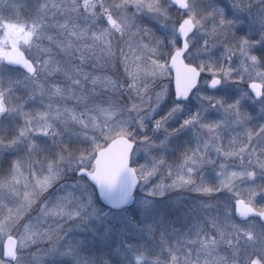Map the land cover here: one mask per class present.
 <instances>
[{"label":"clouds","instance_id":"clouds-1","mask_svg":"<svg viewBox=\"0 0 264 264\" xmlns=\"http://www.w3.org/2000/svg\"><path fill=\"white\" fill-rule=\"evenodd\" d=\"M227 4L232 16L217 0H27V62L0 55V264H264V142L251 144L264 120L201 90L246 84L264 113V0ZM178 48L193 69L180 91ZM190 97L196 110L170 126ZM217 106L222 127H205ZM185 131L195 142L176 139ZM116 139L138 189L123 208L98 198L114 182L94 175ZM242 181L245 212L226 198Z\"/></svg>","mask_w":264,"mask_h":264},{"label":"rangeland","instance_id":"rangeland-1","mask_svg":"<svg viewBox=\"0 0 264 264\" xmlns=\"http://www.w3.org/2000/svg\"><path fill=\"white\" fill-rule=\"evenodd\" d=\"M15 0H0V22L4 23L5 30H3V34L0 35V55H3L8 49L15 48L20 49L19 42L26 39L28 36V33L26 32V26L23 22L22 18H14V19H8V16L4 14V10L11 4H13ZM217 2L224 6L226 15L232 16V9L228 6L227 0H217ZM235 19V17H233ZM234 30L237 34L245 35L248 34V30L245 26V23L243 20H237V22L234 24ZM252 37L255 38V34H252ZM5 44L10 45V47L6 48ZM258 51H264V44L257 45ZM247 85H240L236 82H224L218 85L214 89H208L206 84L201 85V90H204L214 97L220 96L223 99V102L225 105L232 103L234 100H239L238 107L244 111L251 114V118L248 121L249 126L256 125L258 126V121L264 120V113L259 112L257 102L253 101L248 95L242 94V88H246ZM185 112L178 117L177 119H174L173 121H170V126H175L177 123L180 122V120L183 119L184 115H187L190 111H195L197 108V101L194 97H190L185 102ZM198 115H200L198 113ZM228 115L225 113V111L217 106L216 108H207L204 110V114L201 117L202 121L205 123H214L218 120H224L225 116ZM231 117H229L230 119ZM217 127H222V125L217 124ZM234 131H240L241 125L236 124L233 125ZM254 130V128H253ZM229 133L224 132L223 135L220 136L219 143L221 146H224L227 143V137ZM178 141H185V140H191L192 142H195V135L194 131L189 132L185 131L181 134H179L176 138ZM261 142H264V137H253L251 140V144H256L259 146ZM213 155H215V150L212 152ZM234 159H238L234 158ZM245 159H247V156H245ZM235 167H239V165H233ZM213 178H215V173H210ZM247 181H242L239 184H237L231 193L226 194V198L233 203L234 200L240 199L244 203H247L246 197L249 195V187H248ZM138 189L135 190L134 196L137 194ZM256 201L264 202V193H259L256 196ZM3 205H0V208H2Z\"/></svg>","mask_w":264,"mask_h":264},{"label":"water","instance_id":"water-1","mask_svg":"<svg viewBox=\"0 0 264 264\" xmlns=\"http://www.w3.org/2000/svg\"><path fill=\"white\" fill-rule=\"evenodd\" d=\"M4 55L9 59L26 63L23 52L19 49H8ZM173 68L175 73V83L177 91L186 89L191 86L193 69L185 64L180 53L173 58ZM254 87L261 90V85L256 84ZM208 88V87H207ZM213 89V88H208ZM126 144L122 139L113 140L106 147L99 150L96 157V171L94 173L96 179L101 183L108 182L115 174L114 184L101 192L98 191V198L105 205L113 208H123L128 205L134 197L135 188H130L129 178L121 171L125 165ZM233 206L241 212L247 211L249 205L240 199L233 201ZM9 246L14 244V241L9 238Z\"/></svg>","mask_w":264,"mask_h":264},{"label":"snow or ice","instance_id":"snow-or-ice-1","mask_svg":"<svg viewBox=\"0 0 264 264\" xmlns=\"http://www.w3.org/2000/svg\"><path fill=\"white\" fill-rule=\"evenodd\" d=\"M221 20H222V22H223V17H221ZM180 51H181V49L178 48V49L176 50L177 54H179ZM210 71H215V69H210ZM210 82L213 83V84L216 83L215 79L211 80ZM257 92H259V89H257ZM214 99H216L217 103L220 104L221 106L225 107V110H227V107H226V105L224 104L222 97H220V96H216V97H214ZM235 102H236V103H239V100L237 99V100H235ZM197 118H198V113H194L193 115L188 116V117L186 118L185 122H187V121H191V120H195V119H197ZM218 123H222V121H217V122H214V123H206L204 126H205V127H208V128H213V129H214V128L217 127V124H218ZM126 162H127V158L125 157V164H126ZM114 181H115V174H114L113 177L108 181V183L111 184V183H113Z\"/></svg>","mask_w":264,"mask_h":264},{"label":"trees","instance_id":"trees-1","mask_svg":"<svg viewBox=\"0 0 264 264\" xmlns=\"http://www.w3.org/2000/svg\"><path fill=\"white\" fill-rule=\"evenodd\" d=\"M27 3V0H15V2L11 5H9L5 10L4 14L8 17H11V19L14 18H22L21 9L25 6Z\"/></svg>","mask_w":264,"mask_h":264},{"label":"flooded vegetation","instance_id":"flooded-vegetation-1","mask_svg":"<svg viewBox=\"0 0 264 264\" xmlns=\"http://www.w3.org/2000/svg\"><path fill=\"white\" fill-rule=\"evenodd\" d=\"M22 51V50H21ZM23 52V51H22ZM23 55H24V52H23ZM24 57H25V55H24Z\"/></svg>","mask_w":264,"mask_h":264}]
</instances>
